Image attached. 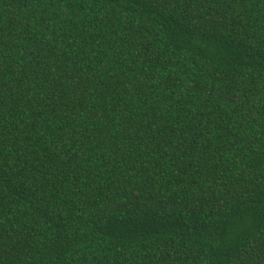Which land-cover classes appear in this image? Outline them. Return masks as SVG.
<instances>
[{
  "label": "trees",
  "instance_id": "obj_1",
  "mask_svg": "<svg viewBox=\"0 0 264 264\" xmlns=\"http://www.w3.org/2000/svg\"><path fill=\"white\" fill-rule=\"evenodd\" d=\"M0 264H264V0H0Z\"/></svg>",
  "mask_w": 264,
  "mask_h": 264
}]
</instances>
